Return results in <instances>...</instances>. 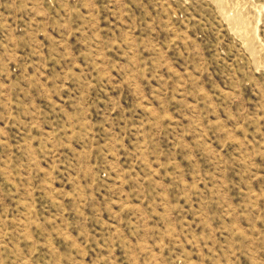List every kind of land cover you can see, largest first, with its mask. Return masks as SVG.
<instances>
[{"label":"rangeland","instance_id":"rangeland-1","mask_svg":"<svg viewBox=\"0 0 264 264\" xmlns=\"http://www.w3.org/2000/svg\"><path fill=\"white\" fill-rule=\"evenodd\" d=\"M0 264H264V0H0Z\"/></svg>","mask_w":264,"mask_h":264}]
</instances>
